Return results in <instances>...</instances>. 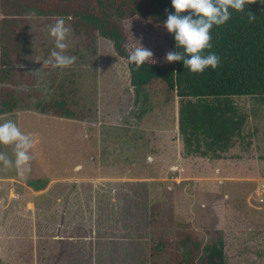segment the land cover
I'll use <instances>...</instances> for the list:
<instances>
[{"label":"rangeland","instance_id":"1","mask_svg":"<svg viewBox=\"0 0 264 264\" xmlns=\"http://www.w3.org/2000/svg\"><path fill=\"white\" fill-rule=\"evenodd\" d=\"M31 19L34 52L17 66L34 84L22 88L44 100L65 91L86 116L26 108L0 115L34 139L30 172L0 163V264H152L160 239L189 259L220 237L226 264H264V97L231 99L242 123L228 148L216 151L221 158L189 154L177 95L166 102L160 88H146L136 102L112 42L98 37L85 46L67 24L65 54L74 63H45L55 22ZM123 25L129 52L139 43L153 52L148 62H166L163 25L137 16ZM0 152L15 159L12 146ZM32 183L46 186L37 191Z\"/></svg>","mask_w":264,"mask_h":264},{"label":"trees","instance_id":"2","mask_svg":"<svg viewBox=\"0 0 264 264\" xmlns=\"http://www.w3.org/2000/svg\"><path fill=\"white\" fill-rule=\"evenodd\" d=\"M172 11L170 0H0V115L26 108L55 117L85 118L81 101L65 91L44 100L39 91L23 89V85L34 84V76L17 66L34 52L28 32L31 14L37 19L44 18L48 24L63 18L74 34L82 37L85 46L98 37L112 42L117 55L127 62L136 102L146 88H160L166 102L172 101L174 94L178 96L179 131L189 154L221 158L216 151L228 148L242 123V118L235 115L231 99L264 97V4L246 0L244 12L232 11L227 23L213 27L212 47L206 51L220 57L215 70L192 73L182 62L147 61L140 68L129 64L123 21L137 16L163 25ZM250 13L254 19H249ZM168 38L173 51L175 42L169 33ZM53 49V45L45 48L46 60ZM210 152L213 154L209 155ZM32 186L39 191L46 185L38 187L32 183ZM217 213L223 223L224 210L219 207ZM170 246V241H156L151 247V263L226 264L221 237L201 247L198 256L189 259L178 251V245L173 250Z\"/></svg>","mask_w":264,"mask_h":264},{"label":"clouds","instance_id":"3","mask_svg":"<svg viewBox=\"0 0 264 264\" xmlns=\"http://www.w3.org/2000/svg\"><path fill=\"white\" fill-rule=\"evenodd\" d=\"M264 4V0H259ZM172 12L167 14L163 27L172 36L174 50L166 53L168 63L182 62L184 68L192 73H203L206 69L215 70L220 64V57L211 51V30L227 23L232 11L244 12L246 0H170ZM249 14V19H254ZM69 28L63 18H58L50 27L49 35L53 38L54 49L50 51L45 63L55 67H68L75 61L74 56L65 54L68 48L66 39ZM153 52L137 44L127 57L129 64L140 68L150 61ZM0 145L12 146L15 159H10L0 152V163L5 167H15L21 176L30 172L31 149L34 139L25 134L12 120L0 122Z\"/></svg>","mask_w":264,"mask_h":264}]
</instances>
